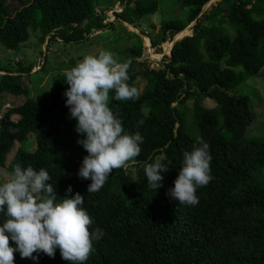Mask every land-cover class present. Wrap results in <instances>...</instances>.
Returning a JSON list of instances; mask_svg holds the SVG:
<instances>
[{"label":"trees","instance_id":"obj_1","mask_svg":"<svg viewBox=\"0 0 264 264\" xmlns=\"http://www.w3.org/2000/svg\"><path fill=\"white\" fill-rule=\"evenodd\" d=\"M17 1L12 9L0 0V43L11 50L31 30L80 44L116 28L96 12L98 0ZM176 1L186 19L164 21L154 47L210 0ZM109 3L123 4L115 17L136 28L159 9L158 0ZM192 28L158 67L136 60L142 40L133 33L139 43L117 70L58 74L40 99L22 82L31 67L0 74V167L21 144L8 165L13 181L0 183V264H264V139L248 135L256 114L234 92L264 69V0H218ZM101 80L105 107L86 82ZM5 93L26 99L1 114ZM31 136L35 150L24 146ZM127 148L135 175L121 164Z\"/></svg>","mask_w":264,"mask_h":264},{"label":"rangeland","instance_id":"obj_2","mask_svg":"<svg viewBox=\"0 0 264 264\" xmlns=\"http://www.w3.org/2000/svg\"><path fill=\"white\" fill-rule=\"evenodd\" d=\"M217 1L215 0L212 4ZM8 2L12 9L20 5L17 0H8ZM158 2L159 9L154 14L137 20L135 22L137 28H134L133 25L128 26L122 20L115 17V11L124 8L123 4L116 3L111 7L109 0H98L96 2V12L106 18L104 23H114L116 24V28L113 30L107 27L101 31H93L89 35V38L80 44L64 43L59 39L49 40V37H46L42 41L40 32L33 30L30 31L29 40L18 49L11 50L0 43V72L5 74V70H11L16 74L19 70H25L31 67L32 71L30 74L25 73L22 75V82L28 90L29 97L40 99L51 92L53 89V79L58 74L65 73L69 70H77L80 73H85L88 76L86 78L92 76L101 78L109 71L117 70L119 67L117 64L121 57L132 56L131 51H125V49L134 47L139 43L138 38L132 35L133 33L140 36L142 40V55L136 60L138 62L147 61L150 67H158L164 55L169 54L172 42L166 41L154 47L151 37H157L159 28L164 21L170 19L185 20L187 14L186 10H183L177 5L176 0H158ZM104 9H106L105 12L103 11ZM122 25L127 30L126 32ZM187 27V29L175 36L177 41L181 40L184 36L192 34L193 28L191 26ZM143 31L149 33L150 37L141 36ZM45 53L47 54L46 58ZM43 61H46V65L44 71H41ZM86 82L89 84V87L91 85L93 94L101 106L105 107L107 101L105 82L103 80L95 83ZM137 82L139 84V91H142L146 82L145 79L138 77ZM234 92L236 94L248 95L256 114L255 124L250 132H248V135L253 138L264 139V69L258 76L246 79ZM3 99V110L1 114L14 105L21 104L26 97L5 93L3 94ZM189 103L191 104V102ZM190 104L189 108L185 107L183 109L188 119L192 116ZM202 104L208 108L215 106V102L210 98L203 100ZM12 118L16 121L19 119V115H13ZM32 140L33 138L31 136L25 143L24 146L27 150H35L36 146ZM20 147L21 144L15 142L11 152L7 156L6 166L0 167V183L2 182L8 185L13 181L14 174L8 169V165ZM131 150L133 149L127 148L119 154L123 155L121 164L126 165L125 168L135 175L137 167L133 162L134 152L131 155ZM26 181L37 186V181L30 177H27ZM27 219L31 223L33 220L32 215H28ZM57 233L61 237L63 246L73 245V239L70 236H63L58 230Z\"/></svg>","mask_w":264,"mask_h":264},{"label":"water","instance_id":"obj_3","mask_svg":"<svg viewBox=\"0 0 264 264\" xmlns=\"http://www.w3.org/2000/svg\"><path fill=\"white\" fill-rule=\"evenodd\" d=\"M215 0H210L209 2H207L206 4H205V6L202 8V10H201V12H200V14H199V16L202 14V13H204L206 10H208V8L211 6V4L214 2ZM198 16V17H199ZM198 17L189 25V26H191V27H193V25L195 24V22L197 21V19H198ZM126 25H131V24H129V23H127L126 21H124V20H122ZM135 28V27H134ZM188 27H186L185 29H187ZM184 29V30H185ZM141 36H143V37H147L146 35H144V34H142ZM176 39H175V37L173 38V40L171 41L172 42V46H171V49L169 50V54L171 53V50H172V48H173V46H174V44L176 43ZM0 74H2L1 72H0Z\"/></svg>","mask_w":264,"mask_h":264}]
</instances>
